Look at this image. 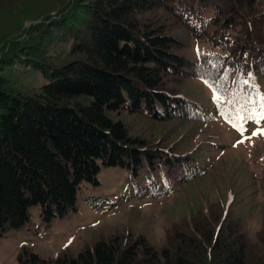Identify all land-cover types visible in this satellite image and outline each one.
I'll use <instances>...</instances> for the list:
<instances>
[{
	"label": "trees",
	"instance_id": "16d2710c",
	"mask_svg": "<svg viewBox=\"0 0 264 264\" xmlns=\"http://www.w3.org/2000/svg\"><path fill=\"white\" fill-rule=\"evenodd\" d=\"M40 2L0 0V236L22 228L32 206L44 225L76 211L78 190L98 184L102 167L149 178L155 192L160 181L168 192L202 173L176 143L133 134L110 113L241 121L261 111L260 0H43V8ZM158 9L171 21L157 17ZM24 19L31 21L27 28ZM172 22L208 49L195 60L182 55ZM65 46L69 59L57 57ZM14 64L43 76L37 92L14 87L6 73ZM186 79L211 91L212 108L181 93ZM14 264H264V226L249 242L238 218L214 204L172 224L159 248L126 230L76 254L42 257L24 248Z\"/></svg>",
	"mask_w": 264,
	"mask_h": 264
},
{
	"label": "rangeland",
	"instance_id": "374dc122",
	"mask_svg": "<svg viewBox=\"0 0 264 264\" xmlns=\"http://www.w3.org/2000/svg\"><path fill=\"white\" fill-rule=\"evenodd\" d=\"M260 2L259 8L264 9V0ZM154 13L171 21L159 9ZM30 23L24 19L21 28L29 27ZM170 27L183 41L179 52L187 58L195 60L198 53L208 49L206 42L196 40L184 26L172 22ZM65 47L57 57H72L67 55L68 47ZM6 73L24 95L37 92L45 82L39 72L15 64ZM179 88L206 110L212 108L211 91L201 81L186 79ZM110 114L125 121L133 134L146 136L149 141L163 137L165 143H176L182 152L196 159L193 163L202 168V173L174 182L168 192L163 190L168 182L160 181L155 192L148 185L149 178L136 177L129 170L117 167H102L97 175L98 184L84 183L78 190L76 211L44 225L39 219V207H30V220L22 228L0 236V264H14L24 248L42 257H53L63 251L76 254L100 236L126 233V230L143 233L159 248L164 245L166 231L172 224L188 222L193 214L214 204L238 218L249 242L256 239L264 226V135L252 136V133L264 129V120L226 121L218 116L209 121L154 120L138 113ZM233 123L242 125L243 133Z\"/></svg>",
	"mask_w": 264,
	"mask_h": 264
},
{
	"label": "snow or ice",
	"instance_id": "6c2138e0",
	"mask_svg": "<svg viewBox=\"0 0 264 264\" xmlns=\"http://www.w3.org/2000/svg\"><path fill=\"white\" fill-rule=\"evenodd\" d=\"M249 75H251V74H249ZM245 83H247V81H245ZM214 99H219V98L214 97ZM260 107H261V111L259 113L251 112V113H249L247 119H254L257 123H259L260 120H264V104H262ZM237 118L238 119H245V117H240L239 115ZM232 126L234 128H237L238 131H241L243 133L242 125L238 127L237 124L233 123ZM257 135H264V129H257L256 131H254L252 133V136H257ZM240 142L242 143L243 141H240ZM69 243H71V241H69Z\"/></svg>",
	"mask_w": 264,
	"mask_h": 264
}]
</instances>
